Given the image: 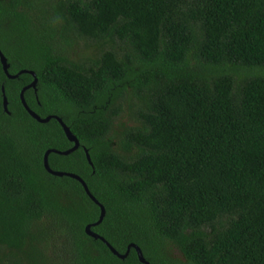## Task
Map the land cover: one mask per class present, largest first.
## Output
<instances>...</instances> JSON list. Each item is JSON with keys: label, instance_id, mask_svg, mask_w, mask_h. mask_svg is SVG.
Listing matches in <instances>:
<instances>
[{"label": "trees", "instance_id": "1", "mask_svg": "<svg viewBox=\"0 0 264 264\" xmlns=\"http://www.w3.org/2000/svg\"><path fill=\"white\" fill-rule=\"evenodd\" d=\"M0 50L80 141L50 167L120 254L264 264V0H0ZM33 82L0 59V264H142L46 170L75 145Z\"/></svg>", "mask_w": 264, "mask_h": 264}, {"label": "water", "instance_id": "2", "mask_svg": "<svg viewBox=\"0 0 264 264\" xmlns=\"http://www.w3.org/2000/svg\"><path fill=\"white\" fill-rule=\"evenodd\" d=\"M0 59H1V63H2V65H3L4 71H5V73L7 74V76H8L9 79H11V80L18 79V78L20 77V75H23V74H30L31 76L34 77V82H33L31 85H29L28 87H26V88L22 91V93H21V100H22V103H23L24 107L26 108V110L28 111V113H29V114H30V115H31V116H32L37 122H39V123H41V124H47V123L51 122L52 119H56V120L61 124V126L63 127V129H64V131H65V134H66L68 140H69L70 142L74 143V145H75L71 150H68V151H66V152H60V151H57V150H50V151H48V152L46 153V155H45L44 163H45V168H46V170H47L50 174H52V175H54V176H57V177H69V178H73V179L79 181V182L84 186V188H85V190H86L88 196H89V197H90V198H91V199H92L97 205L100 206V208H101V216H100V220H99L97 223L93 224V225H89V226H87V228H86V233H87V235L90 236V237H92V238H94L95 240H101V241H103V242H104V243L110 248V250L112 251V253H113L114 255H116L118 258H120L121 260H126V259L128 258V256H129L131 250L134 249V250L137 252V254H138V256H139V259H140V261H141L142 264H150V263L146 260V258H145V256H144V253H143L142 249H141L138 245H136V244H131V245L129 246V248H128L127 253L124 254V255H122V254H120V253H119V252H118V251H117V250H116V249H115V248H114V247H113V246H112V245H111V244H110L105 238L101 237L100 235H98L97 233H95V232L92 230L93 227L99 226V225L104 221V219H105V217H106V209H105V207H104L102 204H100V202H99V201H98V200L92 195V193L90 192L89 187L87 186V184L84 182V180H83L81 177H79V176H77V175H75V174H72V173L54 171V170L51 169L50 164H49V157H50V155H51L52 153H56V154L64 155V156L70 155L71 153L77 151V150L80 148V146H81L80 141H79L78 138L73 134V132L71 131V129H70V128L64 123V121H63L61 118H59V117H53V116H50V117H48V118H42V117H40L36 112H34L33 110H31L30 107L28 106V104H27V102H26V100H25V93H26L28 90H30V89H34V90L37 92V86H38V82H39V80H38V77H37L36 73L33 72V71H22V72H21L20 74H18V75H11L10 72H9L10 64H9V62H8L7 57L4 55V53H3L1 50H0ZM3 92H4V108H5V111L8 112V113H10V112H9V109H8V107H9L8 98H7L6 95H5V88L3 89ZM86 153H87V157H88L89 162L92 164V160H91V157H90V155H89L88 150H86Z\"/></svg>", "mask_w": 264, "mask_h": 264}, {"label": "rangeland", "instance_id": "3", "mask_svg": "<svg viewBox=\"0 0 264 264\" xmlns=\"http://www.w3.org/2000/svg\"><path fill=\"white\" fill-rule=\"evenodd\" d=\"M84 44H80L79 46L76 47V50H78L81 53H83L84 51H86L84 49ZM130 110L128 109L123 115H122V118H121V122L126 124V125H133L132 122H134V119L132 118L131 114H130ZM134 117V116H133ZM176 251V250H174ZM177 253V252H176ZM177 257L179 256L178 254H176ZM180 257V256H179Z\"/></svg>", "mask_w": 264, "mask_h": 264}]
</instances>
